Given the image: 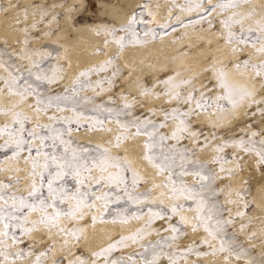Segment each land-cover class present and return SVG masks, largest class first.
Listing matches in <instances>:
<instances>
[{"label": "rangeland", "instance_id": "obj_1", "mask_svg": "<svg viewBox=\"0 0 264 264\" xmlns=\"http://www.w3.org/2000/svg\"><path fill=\"white\" fill-rule=\"evenodd\" d=\"M22 1L23 0H14V3L18 9L16 15L20 24L19 26L20 28H22V30H24L23 42L19 41L20 39L18 40V43L21 44V48H19L18 43L17 45H14L9 41L0 40V63L5 65V67L7 68L6 72L0 74V77H7L9 71H12L15 74L16 68H19L21 73H23V75L27 77V70L31 69L33 72L37 71V69L33 67V61H36L40 64V67L43 72L48 75H51L52 72L56 69L60 70L59 79H57L56 82H37L42 96L44 98L56 96L70 97L67 100L54 102L53 106L49 108L46 112L41 111V113L46 117H43L41 115L37 116L34 115L32 112H28V110H24L25 113L32 117L31 123H25V127L27 129H31L37 122L44 124L53 123L57 128L68 127L69 125H65L63 122L56 123L55 121L51 120L50 117H72L74 115L73 108H75L76 112L83 113V115L87 119L81 120L79 125H77L75 122L70 125L72 128L70 139L72 140L74 147L87 148L90 152H97L98 146H102L111 149L113 154L119 155L121 157H127L125 156L124 151L121 149V147H123L124 142L131 136V134L136 132V128L133 126L134 122H142L146 119H150L156 124H166L165 127L158 128L157 131L160 134L171 136L177 124L179 123V120L171 118L166 120L165 113H171L172 110L175 108H179L181 111L185 112L189 111L190 109H195L194 103L185 102V97L187 96L188 92L192 91L194 86L196 88H199L200 90H207V94L212 97L220 95L221 89L217 86V70L221 66L228 67L227 69L229 71L230 77L233 80L240 83H246L253 88L255 87L254 89L257 91V98L264 99V78H258L254 74L253 81L259 82L260 84L251 85V83L239 79L230 71V65L233 64V61H226L223 56L217 55L212 57V59H210L209 62L201 68H197L196 63H182L177 65L173 69L163 67L157 71L147 70L141 75H139L137 77V80L134 79L131 81L129 80V75L132 72L131 65L124 61L122 56L118 52L114 53V55L112 54L107 60L100 64L83 68L74 76L73 79L71 78L72 80L70 81L71 75L68 66V61L64 56V46H62L63 40L56 38L47 43H43L42 45L41 43L39 44V42H37L38 39H44L47 33L52 35L53 37L59 33L60 35H62L60 20L63 19L67 12L60 11L58 4L67 2V0H59L54 2H51L50 0H33L32 2L26 4H23ZM168 1H170V7H172L171 9H173V13L168 14V17L166 18L167 20L165 19L161 22L154 20V16L150 11V5L154 2H157L158 4V1L147 0L144 2L141 8H139L137 11L133 12V14L130 15L127 23L118 25L114 21L105 19L101 21L102 27L100 30L104 31V33H107L111 29L109 33L111 35L110 37L112 40H116L115 38H117L118 35V37H125V46H127L128 44L132 43L128 39L129 34L119 30L122 29L125 25H127L131 17L135 14L141 21L136 25V31L139 33L141 40L147 42V40L150 38H153V40H164L165 38H171L172 40L179 39L181 41L186 36L185 31L188 27L195 29H199L201 27L205 28L206 25H208V20L211 19L214 25L213 27L221 34V37L226 40V30L220 23V9H217L214 13H212L210 17L201 20L200 16L202 15V13L188 12L186 10L188 7V0H184V3H181V0ZM212 2L217 3L218 0H212ZM90 3L91 0H87L86 4L91 5ZM176 6L179 8V10L181 9L180 12L175 10ZM253 6L257 7L258 15L255 18L249 19L248 21H246V23L251 24L253 27H255V19H259L261 18V16H264V11H259L260 9H264V1L253 0L252 4H245L242 7L246 11H251ZM9 7L10 5L7 0H0V13L8 15L7 12H9L10 10ZM25 9L28 10L27 14L25 13ZM87 9L88 7H85L81 10L79 9V5H75V8L70 11L72 14V18L74 19V23L76 25L83 24L87 20L90 22H94L91 18L88 19L86 17ZM54 10H56L57 12L55 11V13ZM22 11H24L25 16L28 18L27 20L23 18L21 14ZM232 11L237 10L233 9ZM229 14L230 12L222 13L223 16H228ZM176 17H179V20H177ZM44 22L50 25V28L47 31H44L42 29ZM156 22H158L159 24ZM1 23L2 22L0 20V25ZM160 25H168V27L161 28ZM107 28L109 29L107 30ZM148 29L155 30V37H153L151 32H149L150 37L144 36V32ZM234 29L236 31H239V26H234ZM113 30H116L117 32H114ZM46 41L47 40H45V42ZM164 46L165 49L168 48L166 45ZM257 47H259V45H257ZM176 48L178 49V53L180 51L192 53L193 51V46L188 45L183 41H181ZM252 48L253 47L251 46V44L244 46V50L240 51L241 53L237 63L247 58H250L253 62L264 61V54L260 53L259 55V52L256 50V48H254L256 54L252 53ZM39 53H50V55H45L44 58L41 59ZM108 60H112V64L108 65L106 67V70L92 71L89 73V75L83 77L80 75V73L84 72L85 70L98 69L101 66H104L105 62ZM151 63H154V59L151 60ZM198 69H200V72ZM177 73H180L178 77L176 76ZM192 76L196 78L193 82V85H182L179 89H176V91L182 93V97L180 99H174L172 96H169L167 94L169 89L171 88V84L166 83V81H168L170 77H176V80H181ZM28 79L29 82H33L35 78L33 76ZM99 81H104L102 86H98L97 82ZM136 81L137 83H133ZM0 83L1 88H6L4 80H0ZM135 84L140 88L143 94L134 91L132 86ZM146 93H150L152 95L157 96L165 94V103L162 102L157 105L155 104L153 106H149V103L144 99V94ZM194 95L197 99L199 98L198 91L195 92ZM30 98L32 105L34 106L36 102L35 95L31 96ZM126 102L130 105V107H125ZM56 103H59L60 108H63L64 111L58 110V108L55 106ZM222 103H225V109H230V105H228L226 102ZM214 107L215 106L207 110L195 109L192 114L187 117H184V119L188 122L191 131L197 133V135L189 136L187 133H184L182 134L183 138L179 142H177L176 140H167L164 143L165 148L175 145L176 148L180 150L187 149L186 155L190 159L200 161L204 165V171L206 174H216V178L212 181L210 185L211 189L213 190V194L211 195V201L216 203L217 206L221 207L222 216L224 218L233 219L232 224L225 226L223 233V239L226 241V243L231 245V254L228 251H219V239L212 241V246L217 249L215 253L212 254V249L209 247V245L202 243L205 238L211 240V237L208 236V233L203 229V227L198 230L200 231L201 237L197 239H191L189 238L190 227L188 226V224H180L179 215L172 216L171 213L168 212L164 219H157L154 223H152L150 228V234H145L142 239H138L135 241L128 240L126 241L127 246H118L117 248H114L112 252L105 257L96 258L92 256L93 252L100 251L101 249L107 247L109 244L120 240L122 236L133 235L137 233L138 229L145 227L147 221L151 217V213L148 212L149 207H152L154 210H159L157 209V205H160L165 210H167L172 205L165 204L163 202L160 203L158 200H156V198L154 197L153 190L154 184L156 185V181L148 177L146 174H143L141 171H139L132 165V167L140 174L142 179L137 182L136 188L135 190H133L131 187L133 178L132 170H127L125 172V177L128 183V192L131 193L133 196H136L138 194H147L150 192L151 198L148 199L144 196H141L140 198L142 202L136 203L133 200L129 199L128 193L125 192L123 186H121L119 189H115L113 187L111 189L113 191V197L108 203L107 207H104L102 202L96 201V208L85 209V212L86 216L87 213H92L93 216H97L98 214H100V216L105 219L124 220V218L127 217L128 222L134 221L135 219V221H141V224L138 227H135V229L131 228L128 230L121 231L115 236L110 237L107 241L108 243H103L101 246L90 250L87 248H83L81 245V242L84 239V235L83 238L79 240V242H77L75 238L66 237L68 240H70V243H68L67 246L71 243H74V247L77 253L76 256H80L87 259L89 261V264H91L93 260L96 261V264H113V262H115V264H120V262L132 264L133 257L137 261V264H144L143 258L140 254H148L146 252V249H149V246L151 244L160 241L162 237L177 235L176 233H172L170 230L166 231L170 222L172 224H175L180 229V232L178 234V239L174 242H170L173 244L172 249H169L167 247V244L162 245L166 252L177 251V254L179 255V253L183 250L189 248L194 243L196 244V248L193 250V252L190 253L186 259L179 260L178 264H190L192 260L198 263H202L200 261H197L198 258L202 257L201 255H217L218 253L227 256L229 260H232L234 262H239L240 260L241 264H249V262H251V264H264V251H258L256 247L257 243L264 241V212L259 214L257 212L256 214V212L254 211L255 208L260 205V202L256 201L257 198L255 196V186L257 185V182L255 177L250 173V171H248L249 159L246 158L251 154L256 155V153H246L234 143H228L224 147L223 153H218L216 151V146L225 144V141L249 139L250 134L253 131L259 133V135L255 137V139H264V115H262L259 111L260 108H264V104H247L245 117H237L233 123L228 125H225L223 121L224 118L221 114L218 115V117L220 118L219 123L221 125L212 122L210 119L200 117L201 112L212 111V108ZM0 108L11 109L9 107L4 106ZM105 109H111L112 111H105ZM215 109L217 108L215 107ZM15 110L19 111L23 109L16 108ZM218 112L221 113V111L219 110ZM0 114L4 115V117L0 120V126H3L4 124L11 125V113L5 115L3 114V112H0ZM93 117L100 121H103L102 126L98 124L96 127L111 129L110 132L113 133L115 148L110 147V145L105 144L101 140H96L93 137L84 138L74 132L75 128H92L91 125L95 122L93 120ZM123 124H127L130 126L128 138L121 142L120 147H116V136L125 131V129L121 127V125ZM172 124H174V126L171 128ZM37 131L41 130L37 129ZM144 137L146 142L148 137ZM65 138L68 139L69 137L66 136ZM6 139H8L7 135H5L3 139H0V145H3L4 140ZM207 148L211 149L212 151V153L210 154L211 156L209 157L204 156L206 154L205 152ZM154 151L158 154L159 149H155ZM27 155L28 153L25 151L21 153L19 159H16L15 157H13L11 149L0 148V169H7V171L0 170V182L10 183L13 185L11 189H6L5 191H15L18 194H26L31 189L33 177L31 178V181L29 183H24V176L21 172V170H23L24 168V165H27L28 163L31 165L30 161L26 162L24 159V157H26ZM217 156H223L224 160L220 163L216 162ZM241 157L242 159H240ZM10 160L16 161V166L11 167L9 165ZM221 163H223V167L225 168L224 172L220 171ZM189 167H191V165H189ZM17 169H19V171H17ZM229 170H231V174ZM96 175H99V173L97 172ZM238 175H240L241 177ZM162 176H164L163 181L166 184L168 173H165ZM173 178L175 179V177ZM36 179L39 183V177H37ZM185 179L189 183L196 182V178L192 179V176H188ZM109 190L110 189L107 187L104 189V191ZM117 196L119 197L118 200L115 199V197ZM232 201H235V203H232ZM257 202H259V205L257 204ZM173 203H175V201H173ZM180 203H184L186 205V208L187 205H192L193 208L195 207L194 203L191 201L182 200L180 201ZM237 212H242L243 215L237 216ZM183 214L188 216V214L185 212H183ZM40 215L41 214L39 212L31 213L30 220H37ZM195 215L196 213L194 212L193 216ZM86 216L83 219L77 221H72L68 218H63L62 222L63 224L68 225L69 227H83L87 219H92L91 217ZM137 216H140L142 218H134ZM242 224L245 225L244 228L257 226L254 230V233H252L255 235L250 236L251 240L253 239V241L256 242L255 244H253V246H250V244L245 243L243 241V238L239 235L240 231L238 230L241 228ZM2 227L3 225L1 224L0 228ZM259 230H261L260 238L258 236ZM15 231L17 235L21 237L22 242L13 246L11 250L16 251L19 248H23L27 251L31 249L33 253L28 259L21 260L22 264H35L36 255H38L41 251H45L48 253L45 257L42 258L45 261V264H68V261H70L64 253L54 252L56 244L55 239H47L45 237V239H39L38 237L33 236L34 232L32 233L33 235L31 234L30 236H28L22 235L20 230L18 229H16ZM250 231H252L251 228ZM255 237L256 240H254ZM259 239L261 241H259ZM8 243L11 244L12 241L9 240ZM197 253L203 254L197 255ZM236 253H240L242 258L237 260ZM160 264H170L167 259V256H164L161 259Z\"/></svg>", "mask_w": 264, "mask_h": 264}, {"label": "snow or ice", "instance_id": "obj_2", "mask_svg": "<svg viewBox=\"0 0 264 264\" xmlns=\"http://www.w3.org/2000/svg\"><path fill=\"white\" fill-rule=\"evenodd\" d=\"M253 0H218L217 3H213L212 0H188V12L202 13L201 20L210 17L217 9L221 10L220 23L226 30V43L236 44L237 47L233 48V52L239 50L243 51L244 46L251 44L253 48L264 54V16L259 19H255V27L251 24H247L246 21L255 18L258 15V9L253 6L251 11L243 9V5L252 4ZM207 5V6H205ZM147 7V6H145ZM236 9L237 11H232ZM27 9L25 13L27 14ZM259 11H264L260 9ZM230 12L228 16H223L222 13ZM206 14V15H204ZM154 19V18H153ZM179 20V17H176ZM141 21L137 15H133L128 24L125 25L120 31H124L129 34V41L136 43H143L139 33L136 31V25ZM199 22V21H196ZM210 26H214L211 19L208 20ZM234 26H239V31L234 29ZM161 28H166L168 25H160ZM114 32L116 30H113ZM149 32L155 37L156 33L154 29H148L144 32V36H148ZM223 35V33H222ZM116 42L123 48L125 46V37L121 36L115 38ZM259 45V47H257ZM41 59L45 55L50 53H39ZM112 64V60L105 62L104 66L98 69H88L81 72L80 75L87 76L92 71H104L108 65ZM33 67L37 69L33 72L31 69L27 70V77L21 73L19 68H16L15 74L9 71L7 77H0V80L5 81V86L13 96H19L20 100L17 105L12 109L0 108V112L5 115L11 113L12 123L4 124L0 126V139H3L7 135L8 139L4 140L3 145L0 148L11 149L12 155L16 159L20 158L21 153L27 152L28 155L24 157L25 161L31 162L33 177L31 183V189L25 193H17L15 191H5L13 187L10 183L0 182V224L3 225L0 228V260L4 264H15L16 260H26L33 253L31 249L25 250L19 248L16 251H12L13 246L21 243V237L17 235L16 229L20 230L22 235L30 236L34 231L39 230L41 226L48 228L49 231L55 228L58 233L63 234L66 237L75 238L77 242L83 238L84 228L80 226H72L63 224V218H68L72 221L81 220L86 216L85 209L96 208V201L103 203L104 207H107L108 203L113 197V187L119 189L123 186L126 193H128L129 199L136 203H141V196L150 199L151 193L138 194L133 196L128 192V183L125 177V172L129 169L132 170V184L131 187L135 190L137 182L142 179L140 174L132 167V162L127 157H121L113 154L111 149L98 146L97 152H90L87 148L74 147L72 140L70 139L72 128L71 124L75 122L80 124L81 120L87 119L83 113H78L73 108L74 115L72 117L64 116L50 117L51 120L56 123L63 122L65 125H69L65 128H57L55 124L39 123L37 122L31 129L25 127V123H31L32 117L25 113L23 110H15L27 101V99L33 95L36 97L34 110L37 112L47 111L51 108L54 102L67 100L68 96H56L44 98L39 90L37 82L46 81L48 83H54L59 79V69L52 72L51 75L46 74L40 67V64L33 61ZM235 68L240 70L241 68L251 70L256 77L264 78V61L253 62L250 58L244 59L235 64ZM218 87L221 89L220 95L212 97L207 94V90H200L193 87L192 91L188 92L185 97V102H191L195 104V109L207 110L215 106L219 111H225V103L230 105V109L236 113V110L241 107L245 102L249 104H264V99L257 98V91L250 87L246 83H240L233 80L230 77L227 67L221 66L218 70ZM180 73H177L178 77ZM34 76V81L29 82L30 77ZM196 78L194 76L187 77L181 80H176V77H170L166 83L171 84V88L168 91V95L174 99H180L182 93L176 91L182 85H193ZM79 83V81H78ZM98 86H102L104 81L97 82ZM199 92V98L194 95L195 92ZM5 89H0V94H4ZM55 106L60 111H64L60 108L59 103ZM102 107V106H101ZM125 107H130L126 102ZM195 109L189 111H181L179 108H175L171 113H165V119H178L175 130L171 136L160 134L157 129L163 128L166 124H156L150 119H146L142 122H134L136 128L135 135L147 136L148 139L144 144L146 149L145 159H147L152 165L159 169L161 175L168 173L167 182L164 185L169 189L170 200L175 201L169 209L165 210L162 206L157 205V209L152 207L148 208V212L151 213L150 219L147 221L145 227L138 229L137 233L133 235L122 236L120 240L109 244L107 247L92 253V256L96 258L105 257L112 252L114 248L118 246H127L126 241L142 239L145 234H150V228L152 223L157 219H164L168 212L172 216L179 215L180 224L190 223L188 216L183 212L186 208L184 203L180 201H191L192 205H187L189 211L196 213L191 219L195 221L193 224V230L198 231L201 227L208 233L211 240L205 238L202 243L209 245L212 249V254L217 249L212 246V241L219 239L220 252L228 251L231 254V245L226 243L223 239V233L225 226L233 223L232 218H224L222 216L221 207L211 201V195L213 190L210 185L216 178L215 173L206 174L204 171V165L195 159H190L187 155V149L180 150L175 145L165 148V141L176 140L179 142L183 136L187 133L189 136H195L197 133L191 131L188 122L184 117L189 116ZM105 111L111 112V109H105ZM259 111L264 115V108H260ZM238 114V113H236ZM254 114V113H253ZM118 115V114H117ZM95 121L91 127L93 129L96 126L103 125V121H100L93 117ZM125 129L123 133L116 136V147L121 146V142L128 138L130 126L127 124L121 125ZM40 129L41 131H37ZM111 131V129H107ZM259 135L258 132L253 131L250 134L249 139H239L236 141H225V144L217 145L216 151L223 153L224 147L228 143H234L240 147L246 153L255 152L259 158V163L264 165V139L257 140L255 137ZM69 138L66 139L65 137ZM159 149L158 154L154 151ZM242 159V157L240 158ZM224 160L223 156H217L216 162L220 163ZM191 165V167H189ZM7 171V169H0ZM115 170V171H114ZM19 171V169H17ZM220 171L224 172L225 168L221 163ZM230 174H231V170ZM99 175H96V173ZM188 176H194L196 178L195 183H189L185 178ZM39 177V183L37 182ZM175 177V179L173 178ZM109 188V191H104L105 188ZM159 187V185H154ZM95 189V190H94ZM46 190V191H45ZM99 193V194H98ZM119 199V197H115ZM235 203V201H232ZM39 212L41 215L37 220H30L31 213ZM237 216H242V212H237ZM140 219L142 217H134ZM96 217H93L95 221ZM124 222H127V217L124 218ZM245 225H241L243 229ZM172 233L177 235L162 237L160 241L149 246L146 249L148 254L141 253L144 264H160L161 259L167 256L170 264H178L181 259H186L187 256L193 252L196 248L194 243L189 248L183 250L177 254V251H165L162 245L167 244L169 249H172L174 242L178 239L180 229L169 222L168 229ZM255 234H253L254 236ZM12 243L9 244L8 241ZM65 244L70 243V240L66 239ZM48 253L41 251L36 255L35 264H45L42 259ZM203 253H197L201 255ZM241 254L236 253V259H241ZM68 264H89V261L83 257L76 256L73 260L68 261ZM91 264H96L93 260ZM115 264V262H113ZM120 264H126V262H120ZM132 264H137L135 258H132ZM251 264V262H249Z\"/></svg>", "mask_w": 264, "mask_h": 264}, {"label": "bare ground", "instance_id": "obj_3", "mask_svg": "<svg viewBox=\"0 0 264 264\" xmlns=\"http://www.w3.org/2000/svg\"><path fill=\"white\" fill-rule=\"evenodd\" d=\"M32 1L33 0H23L22 3L26 4ZM50 1L54 2L59 0H50ZM145 1L147 0H91L90 3L91 5H88L86 4L87 0H67V2L58 4L60 11L67 12L63 17V19L60 20L62 35H60L59 33L53 37L52 35L47 33L44 39H38L37 42H39V44L41 43L42 45L43 43H47L56 38L63 40L62 46H64V56L68 61V66L71 75L70 81L83 68L87 66H94L96 64H100L105 60H107L112 54L114 55V53L119 52L123 60L126 61L129 65H131L132 72L129 75V80L131 81L134 79L137 80V77L147 70L157 71L163 67L173 69L174 67L182 63H191V62L196 63V67L201 68L206 63H208L209 60L212 59V57L217 55V56H223L226 61L227 60L233 61L232 65L229 64L230 71L234 75H236V77H238L241 80L248 81L249 83H251V85L260 84L259 82L253 81L254 73L250 69L246 71L243 68H241L240 70H237L235 68V64L237 63L241 52L239 50L233 52V48L237 47L236 44H231V45L227 44L226 40L221 37V34L213 26H210L209 23L208 25H206L205 28L201 27L199 29H195L188 27L187 30L185 31L186 36L181 41L187 43L188 45L193 46L192 53H186L185 51H180L178 53L177 52L178 49L176 47L177 45H179L181 41L179 39L172 40L171 38H165L164 40H158V39L153 40V38H150L145 43L132 42L131 44H128L127 46H124L122 48L120 44L116 42V40L111 39L110 37L111 35L109 33L111 29L107 33H104V31L100 30L102 27L101 21L105 19L114 21L118 25L127 23L130 15L133 14V12L137 11L139 8H141ZM156 1H158V4L157 2L152 3L150 5V11L154 16V20L161 22L162 20H165L168 17L169 13H173V9H171L172 7H170L171 4L170 1L168 0H156ZM181 1H182L181 3H184V0ZM7 2L10 5L9 7L10 10L9 12H7L8 15H5L4 13H0V20L2 22L0 25V40H6L14 45H17L19 39H20L19 41L23 42L24 30H22V28H20L19 26L20 24L18 22V17L16 15L18 9L14 3V0H7ZM75 5H79V9L81 10L84 9L85 7H88L86 11V17L88 19L91 18L94 22L85 20L86 21L85 23L83 24L77 23L78 25H76L74 23V19L72 18V14L70 12L75 8ZM175 10L180 12L181 9L179 10V8L176 6ZM55 11L56 10H54V12ZM21 14L25 20L28 19L25 16L24 11H22ZM49 28L50 25L44 22L42 29L44 31L45 30L47 31ZM109 28H107V30ZM148 37L150 36L148 35ZM45 40L47 41L45 42ZM164 45H166L168 48L165 49ZM18 47L21 48V44H19ZM251 51L252 53H255L254 48H252ZM152 59H154V63H151ZM6 70L7 68L5 67V65L0 63V74L6 72ZM198 70L200 72V69ZM133 83H137V81ZM132 87L134 91L143 94L140 88L136 84L133 85ZM0 89H5L4 94H0V107L4 106L12 109L15 105L19 103L20 100L19 96L11 95L4 87L2 88L0 87ZM144 99L149 103V106H153L155 104L157 105L162 102L165 103L166 97L165 94L157 96V95H152L150 93H146L144 94ZM247 104L249 103L245 102L241 107H239L236 110V113L238 114L234 113L231 109H226L225 111L219 113L218 110L215 109L214 107L212 108L213 109L212 111L201 112L200 117H203L205 119H210L212 122L220 124L219 123L220 118L218 117V115L221 114L222 117L224 118L223 121L225 125H228L233 123L237 117L240 116L245 117ZM18 108L23 109V111L28 110V112L30 113L32 112L34 115L37 116L41 115L43 117H46L41 113V111L37 112L34 110L30 97L27 99L25 103L19 105ZM3 117L4 115L0 114V120ZM173 126L174 124H172L171 128ZM74 132L84 138L93 137L96 140H101L105 144L110 145V147L115 148L113 133L107 131V129L105 128L102 127H96L95 129L89 127L88 128L83 127L81 129L75 128ZM144 144H145L144 135L136 136L134 132L124 142L123 147H121V149L124 151L125 156H127L130 159L132 165L135 168H137L143 174H146L148 177L155 180L156 185H159V187H154L153 189L154 197L156 198V200H158L160 203L163 202L165 204H173V200H170L168 198L170 196L169 189L164 186L165 185V182L163 181L164 176L160 174L158 168L154 167L152 163H150L147 159H145L146 149L144 147ZM205 153L204 156L209 157L211 156L210 154L212 153V151L211 149L207 148ZM246 158L249 159L248 171H250V173L255 177L257 182V185L255 186L256 188L255 196L257 198L256 201H259L260 205L258 204L259 202H257L259 206H257L254 211L256 212V214L257 212L259 214L264 212V165H261L259 163V158L255 154L254 155L251 154ZM16 164L17 162L14 160L9 161V165L11 167L16 166ZM31 171H32L31 165L29 163L27 165H24L23 170H21V172L23 173L22 175L24 176L23 178L25 180L24 183H29L31 181L32 178ZM192 179L195 178L192 176ZM184 212L188 214V217L191 221L190 223H188V226L190 227L189 238L197 239L201 237L200 231L195 232L193 230V224L195 223V221L192 220L191 218L193 217L194 211H189L187 208H185ZM86 217H91L92 219L86 218L87 221H85V224L83 225L85 231H84V239L82 240L81 245L83 248H87L89 250L95 249L96 247L101 246L103 243L105 244L110 237L115 236L121 231L128 230L131 228L135 229V227H138L141 224V221H135V219L134 221L131 222L128 221L124 222V220H120V219H105L102 218L100 214L95 216L96 217L95 221L93 220L94 216L92 213H87ZM256 227L257 226H251L248 228H243L242 230L241 228L239 230L237 229L238 231H240L239 235L243 238V241L247 244H250V246L251 245L253 246V244L256 243L255 241H253V239L251 240L250 237L251 235H253L252 233H254ZM250 228L252 231H250ZM258 232H259L258 236L260 238L261 230H259ZM33 236L38 237L39 239L40 238L42 239L44 237L47 239L48 238L55 239L56 244H55L54 252L64 253L69 260H72L77 255L74 247V243H71L70 245L67 246V244L64 243V241L67 239L66 236H64L61 233H58L54 228L51 229V231H49L48 228L41 226L39 230L34 231ZM256 237L254 240H256ZM259 241L261 240L259 239ZM256 247L258 251L263 252L264 241L257 243ZM201 256L202 257L198 258L197 261H200L202 263H198L192 260L190 264H241L240 260L239 262H234L232 260H229L227 256L222 255L221 253H218L217 255L207 254ZM0 264H4L2 260H0ZM9 264H11V260L9 261ZM15 264H22V261L16 260Z\"/></svg>", "mask_w": 264, "mask_h": 264}]
</instances>
